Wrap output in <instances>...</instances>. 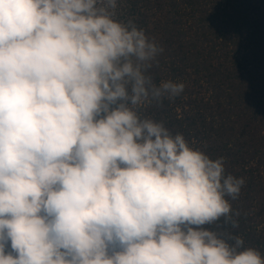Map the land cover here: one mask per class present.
Returning <instances> with one entry per match:
<instances>
[{
  "label": "clouds",
  "instance_id": "clouds-1",
  "mask_svg": "<svg viewBox=\"0 0 264 264\" xmlns=\"http://www.w3.org/2000/svg\"><path fill=\"white\" fill-rule=\"evenodd\" d=\"M116 9L0 0V264H264L204 227H238L243 178L138 115L185 86Z\"/></svg>",
  "mask_w": 264,
  "mask_h": 264
},
{
  "label": "trees",
  "instance_id": "trees-1",
  "mask_svg": "<svg viewBox=\"0 0 264 264\" xmlns=\"http://www.w3.org/2000/svg\"><path fill=\"white\" fill-rule=\"evenodd\" d=\"M115 19L132 21L163 49L150 70L155 82L185 83L174 100L141 106V119L243 178L226 197L238 227L221 217L208 230L244 240L264 259V0H117ZM231 243V241H229Z\"/></svg>",
  "mask_w": 264,
  "mask_h": 264
},
{
  "label": "rangeland",
  "instance_id": "rangeland-1",
  "mask_svg": "<svg viewBox=\"0 0 264 264\" xmlns=\"http://www.w3.org/2000/svg\"><path fill=\"white\" fill-rule=\"evenodd\" d=\"M119 7H120V6H119ZM119 7H118V5H117V9H119ZM117 9H116V10H117ZM183 84L186 85L185 83H183Z\"/></svg>",
  "mask_w": 264,
  "mask_h": 264
}]
</instances>
